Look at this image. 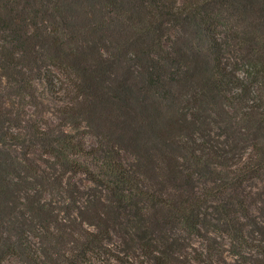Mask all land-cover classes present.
Returning a JSON list of instances; mask_svg holds the SVG:
<instances>
[{
	"label": "trees",
	"instance_id": "1",
	"mask_svg": "<svg viewBox=\"0 0 264 264\" xmlns=\"http://www.w3.org/2000/svg\"><path fill=\"white\" fill-rule=\"evenodd\" d=\"M10 259L264 264V0H0Z\"/></svg>",
	"mask_w": 264,
	"mask_h": 264
},
{
	"label": "rangeland",
	"instance_id": "2",
	"mask_svg": "<svg viewBox=\"0 0 264 264\" xmlns=\"http://www.w3.org/2000/svg\"><path fill=\"white\" fill-rule=\"evenodd\" d=\"M89 140H90V138H89ZM13 263H14V259H10L7 261V264H13Z\"/></svg>",
	"mask_w": 264,
	"mask_h": 264
}]
</instances>
